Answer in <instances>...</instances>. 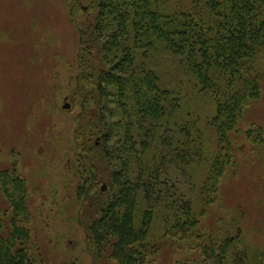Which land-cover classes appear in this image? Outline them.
<instances>
[{"label": "trees", "instance_id": "trees-1", "mask_svg": "<svg viewBox=\"0 0 264 264\" xmlns=\"http://www.w3.org/2000/svg\"><path fill=\"white\" fill-rule=\"evenodd\" d=\"M87 1L83 7L82 0H69L71 14L83 11L77 30L87 37L81 52L101 66L81 77L94 85L97 109L84 130L83 151L91 168V184L80 191L87 248L115 264H148L164 238L193 243L201 236L199 220L234 162L232 137L260 94L264 0ZM138 52L146 63L156 52L171 56L198 94L214 102V114L205 120L216 137L213 148L207 146L199 116L186 110L179 117L180 97L163 88L153 69L136 65ZM106 97L117 100L119 119H111ZM260 132L250 129L244 135L250 139ZM193 164L205 165L198 185L188 172ZM176 174L186 192L179 189ZM98 180L106 189L92 192ZM194 190L196 199L190 197ZM0 191L14 212L10 234L4 238L0 230V264H33L20 245L29 232L16 221L26 210L27 184L1 172ZM156 218L164 225L158 237L152 232ZM235 239L228 235L217 244L207 236L197 248L210 264H223L228 256H238L231 247ZM238 264H246L244 256Z\"/></svg>", "mask_w": 264, "mask_h": 264}, {"label": "rangeland", "instance_id": "rangeland-1", "mask_svg": "<svg viewBox=\"0 0 264 264\" xmlns=\"http://www.w3.org/2000/svg\"><path fill=\"white\" fill-rule=\"evenodd\" d=\"M86 5L88 1L82 0L81 6ZM82 12L71 14L69 0H0V173H14L27 184L26 210L18 212L16 221L29 232V239L20 245L33 264H115L108 255L98 257L87 248L81 217L80 191L91 184L90 163L83 151L88 138L84 130L97 111L95 87L81 77L101 67L81 52L87 37L77 30ZM99 47L94 48L100 51ZM140 54L136 65L153 69L163 88L180 97L179 117L186 110L199 116L207 146L213 148L216 137L205 120L214 114V102L198 94L171 56L156 52L146 63ZM261 54L260 94L232 137L234 162L220 181L215 202L199 220L201 236L193 243L178 236L164 238L148 264H210L197 245L207 236L219 244L228 235L237 237L231 247L238 256H228L223 264H238L239 255L246 264H264V51ZM109 92L116 91L110 87ZM103 101L113 111L111 119H119L115 97ZM250 129L261 132L248 139L244 132ZM95 140L93 136L90 143ZM204 171V164H193L188 170L192 182L198 185ZM175 177L179 189L186 192L182 177ZM98 182L92 192L107 186ZM190 197L197 198L196 190ZM13 214L0 191L4 238L12 230ZM159 220L154 221L152 231L156 237L164 233Z\"/></svg>", "mask_w": 264, "mask_h": 264}, {"label": "water", "instance_id": "water-1", "mask_svg": "<svg viewBox=\"0 0 264 264\" xmlns=\"http://www.w3.org/2000/svg\"><path fill=\"white\" fill-rule=\"evenodd\" d=\"M105 189H106V187L103 185V186L101 187V190L104 191Z\"/></svg>", "mask_w": 264, "mask_h": 264}]
</instances>
